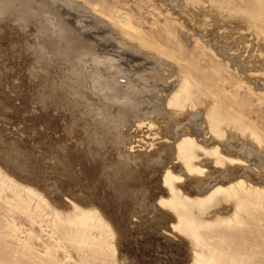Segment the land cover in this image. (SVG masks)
<instances>
[{
	"label": "bare ground",
	"instance_id": "6f19581e",
	"mask_svg": "<svg viewBox=\"0 0 264 264\" xmlns=\"http://www.w3.org/2000/svg\"><path fill=\"white\" fill-rule=\"evenodd\" d=\"M95 1L99 2L98 0ZM110 3L112 4V2ZM247 5L244 4V8L247 6L250 17L256 21L255 23L260 21L261 24L264 18V0H250ZM104 7H106V3ZM104 7L100 6L96 9L97 12L103 20L108 21V25L115 27L116 30L113 32L119 38L129 39L132 42L130 47L133 50L136 51L138 47H142L145 50L149 48L163 55L169 53L165 49V44L159 41L160 34L158 40L151 38L152 33L150 30H145V27L142 28L141 24L132 20L134 18L132 16L135 14H130L132 15L130 16V11ZM120 7H122L121 4ZM154 7L156 8V6ZM155 10L161 12V8ZM140 13L142 12H138L139 15ZM88 15L87 17H89ZM160 15L163 16L162 13ZM140 17L142 19V16ZM171 20L170 23H173ZM248 23L249 21L246 23L249 26ZM158 26H161V24ZM84 29L86 30V28ZM189 31L191 32L190 29ZM172 33H174L173 30ZM115 42L117 43V41ZM112 44H109L111 48L113 47ZM126 45L128 46V44ZM177 46L175 47L176 50ZM126 51L128 52V50ZM177 53H179L178 50ZM136 55L138 57V54ZM149 56L151 55L149 54ZM202 59L196 60L199 62ZM169 60H172V58ZM152 61L149 63H152ZM181 62L183 63V61ZM200 64L202 63L200 62ZM205 64L207 63L205 62ZM192 66V63L179 64V72L176 75L173 74L175 76V79L173 78L174 82L170 83V80H168L169 83H159L160 85L158 84L156 87L150 86L148 88V90H152L153 103H144L143 107H146L147 111H145L146 114L140 112V116L145 117L148 116V113H154L159 118L160 124H155L152 119L148 120L147 118L148 121L141 119L131 134L116 138L115 147L116 151L120 153L118 156L123 159L122 163L126 159L128 162L133 161L135 163L133 166L137 165L141 174L139 178L137 177L139 173L137 170L135 171L137 172V180L135 179L137 182L129 178L130 173H128L130 174L129 177L126 173L125 177H119L118 179L114 177L115 175L110 174V177L107 176L108 174L104 175L103 167L105 165L103 166V164L106 162L104 158L99 160L97 156L86 155L87 152L83 154L76 151L77 145L73 139H69L68 135L65 134L63 126L55 130L53 134L55 137H51L54 141L48 142L58 146V160L63 164L64 162L67 163L69 166H67V171L70 178L56 191L53 190L56 184L53 188L50 187V181L46 182L47 177L32 178L27 173L24 174L19 171V167L17 171L20 173H13L14 170L11 171L13 166L9 165L4 158H0V163L7 166L0 164V217L2 216L4 220H0V264H57L59 256L55 253L57 243L61 240H70L76 251L80 253V263L78 262V264H123V262L129 261V259L132 260L135 257L133 248H138V253L140 252L139 255L143 259L144 251H142V248L144 245H142L143 242H137V245V236L144 243L148 240L151 245L156 244L158 247L161 241L175 248L180 254L186 252L180 264H264V178H261V174H264V168L262 173L253 168L254 158H261L260 153L257 154L258 156L256 155L257 157L254 156V153H257V147L253 143L261 144L264 142V131L258 130L256 125L258 119L255 121L253 113H256L255 110L260 109L262 106L257 109L256 106L259 105L257 104L255 110L254 108L248 109L249 103H246L248 106L244 103L245 99L243 101L241 94L235 89L234 82L232 84L227 80L228 78L211 76L206 65H204L205 67L195 65L194 68ZM148 68L146 71L150 69ZM152 68L154 70V67ZM217 68L216 70L219 69ZM132 70L134 71V68ZM172 73L169 75H172ZM165 76L168 75L165 74ZM223 76H226V74ZM229 79L231 78L229 77ZM135 80V82L138 81ZM148 80L150 81V79ZM97 88L99 89V87ZM139 88L141 87L139 86ZM133 90L131 91L133 92ZM142 95L141 97H143ZM136 103V107L140 105L138 102ZM121 105H124L123 102ZM63 108H65V105ZM137 108L140 109L141 106ZM262 110L264 109L261 108L258 113ZM40 112L33 113V118L37 126L35 134L42 139L46 132L44 129L59 126V115L49 109L46 112ZM263 117L258 118L263 119ZM75 122L77 123V119ZM106 125H103V127ZM107 128L106 130H108ZM69 130L71 131V129ZM94 132L96 133V131ZM102 141L104 140L102 139ZM104 155L106 156V154ZM58 160L57 163H59ZM118 167L120 168V166ZM108 170L109 168L105 169L109 172ZM19 211L27 217L31 225L34 222L39 224L42 231L44 225L51 226L50 240L43 239L32 228L25 230V232L20 230V225L14 222V213ZM5 227L6 229H4ZM147 228L149 229V234L148 232L147 234L151 237L145 239L143 235L146 233ZM130 230L134 231L133 236L137 239L134 247H132V242L129 240ZM23 232L25 236H17ZM35 238L41 241L39 246L43 247L42 250L34 242ZM51 240L56 242L53 247H51ZM97 259H99L98 263H96Z\"/></svg>",
	"mask_w": 264,
	"mask_h": 264
},
{
	"label": "rangeland",
	"instance_id": "374dc122",
	"mask_svg": "<svg viewBox=\"0 0 264 264\" xmlns=\"http://www.w3.org/2000/svg\"><path fill=\"white\" fill-rule=\"evenodd\" d=\"M98 1L99 2L95 0H0V158H4L9 165L13 166V168L11 167V171L14 170L13 173L17 172L18 174L19 171H22L24 174L27 173L32 178L47 177L48 180L46 182L50 181V187L53 188L56 184L53 188L54 191L61 188L64 182L70 178V174L67 171L69 166L67 163L64 162L63 164V162L58 160V146L48 142L54 141L51 137H55L53 135L55 130H58L60 127L62 128L63 126L65 134L68 135L69 139H73L77 145L76 151L83 154L87 152L86 155L97 156L99 160H103L104 158L106 161L103 164V166L105 165L103 167L104 175L108 174L107 176L109 177L115 175L114 177L118 179L119 177H125L130 173L131 175L128 174L127 177L130 175L129 178L131 180H137V177L140 178L141 175L138 171L137 165L133 166L135 163L133 161L128 162L126 159L125 162L122 163L123 159L118 156L120 153L116 151L115 147L116 138L118 136L124 137V135L131 134L135 129L134 127L141 119H146V121L152 119L155 124H160L159 118H157L154 113H148V116L145 117L140 116L141 113L146 114L145 111H147V109H145L146 107H143V105L153 103V97H151L152 90L150 91L148 88L150 86L156 87L159 83L174 82L173 78L175 79V76L173 74L176 75L177 72H179V64L192 63L194 67L195 65L198 67L199 65L203 67L206 65V67H208L207 71L211 76L223 77L225 79L228 78L227 80H229L230 83L234 82V84H232L235 85V89L241 94L243 101L244 99L245 101L247 100L246 102L244 101V103H249L248 109L251 110L254 108L255 110L257 104H259L256 106L257 109L261 106V108L264 109V18L262 19L263 22L260 24V21L259 23H255L256 21L250 17L248 8H246L248 6L247 3H249L250 0ZM110 2H112V4ZM105 3L106 7H104ZM120 4L124 8L120 7ZM244 4L247 5L245 8ZM100 6H103L104 8L110 7L111 9H122L127 12L130 11L129 15L135 14L134 16L130 15L136 18H132V20L141 24L142 28L145 27V30H150L152 33L151 38L158 40V35L160 34L159 41H161L162 44H165V49L169 53L163 55L149 48H146L145 50L142 47H138L136 51L133 50L130 47L132 42L129 39L119 38V36L113 32L116 30L115 27L108 25V21L103 20L102 16L96 10ZM154 6L158 9L161 8V12H159L160 10H155L156 8ZM133 9L136 11L134 12ZM149 10L152 11L149 12ZM95 11L97 12V16L95 15ZM140 11L142 13L139 15L138 12ZM159 13H162L163 16L161 17ZM163 13L165 15L166 13L168 14L165 16ZM87 14H89V17H87ZM208 15L210 17H207ZM64 16L66 17L64 18ZM140 16H142V19H140ZM201 16H204L205 18H202ZM70 17L72 18L70 19ZM170 20L173 23H170ZM247 21H249L248 24L250 27L246 24ZM152 22L154 23L152 24ZM159 23L161 26H158L160 25ZM151 24L152 26H150ZM172 24L174 25L172 26ZM86 26L91 27L88 28ZM174 27L175 31L178 33L174 31ZM84 28H86V30ZM158 28L160 31H158ZM188 28L194 33L192 34ZM172 30L178 41L175 38L174 33H172ZM178 36L181 37L178 38ZM180 39L183 41H180ZM109 41L111 42L109 43ZM115 41H117L118 44ZM109 44H112L113 47L111 48ZM126 44H128V46ZM176 46L179 53H177V50L175 49ZM123 48L124 50H122ZM188 49H190L189 52ZM126 50H128V52ZM131 52L133 53V56ZM192 53L195 55L197 54L195 59V55L193 56ZM136 54H138V57H136ZM149 54L151 56H149ZM189 55L193 57L191 58ZM133 57L134 60L132 59ZM157 57L161 58L158 59ZM171 58L172 60H169ZM181 58L184 60H179ZM199 58L203 61L201 60L198 62V60H200ZM212 59L215 61L213 62ZM151 61L152 63H149ZM181 61H183V63ZM204 61L207 64H205ZM200 62L202 64H200ZM136 64H140L141 66ZM143 64L147 66H144ZM170 64L173 65L171 66ZM151 65L154 67V70ZM146 67L149 69L148 71H146ZM216 67L219 69L217 68L218 70H216ZM133 68L134 71L132 70ZM171 72H173L172 75L174 77L169 75ZM165 74L168 76H165ZM222 74H226V76L228 75L232 81L228 76L226 77ZM131 75L134 76L132 77ZM135 79L139 82H135ZM148 79H150V81ZM168 80L170 81L168 82ZM143 83L144 85L142 86ZM155 83L157 84L155 85ZM139 86L141 88H139ZM97 87H99V89ZM131 90H133V92ZM141 94H143V97H141ZM129 96H132V98ZM80 101L83 102L80 103ZM139 101L142 102L139 103ZM122 102L124 105H121ZM136 102L140 104V109L137 108L139 106L136 107ZM64 105L65 108H63ZM250 105L252 106L250 107ZM87 106L89 107L87 108ZM119 106L122 108H119ZM48 109L55 112L56 115H59V126L56 125V127L54 126L49 129H44L46 134L44 133V137L40 139V137L35 134L37 126L35 119L33 118V113L40 111V113H43ZM260 109L255 110L256 113H253V118L255 121L258 119L256 121L257 128L259 131L263 132L264 110L258 113ZM84 113L86 114L83 115ZM258 117H263V119H259ZM76 119L77 123L75 122ZM103 125L106 126L103 127ZM106 128L111 130L108 131ZM69 129H71V131ZM113 137L115 138L113 139ZM102 139L104 141H102ZM253 145H256L257 147V153L253 152L254 156L258 153L261 155V158L258 157L259 159L254 158L255 164H253V168L262 173L264 168V142L261 144H256V142H254ZM104 154H106V156ZM57 160L59 163H57ZM0 164L3 165V163ZM124 164L126 165L124 166ZM3 166L7 167L6 165ZM118 166H120V168ZM17 168L19 171H17ZM108 168L109 172L105 171V169ZM120 170H122V172H120ZM136 170L139 174L135 172ZM128 171H131L133 174ZM261 178H264V174H261ZM0 218V220L4 221L2 216ZM14 222L20 225V230L25 232V230L32 228V230L39 233L43 239L50 240L51 226L48 227L44 225V230L42 231L39 224L34 222V224L31 225L27 217L20 211L14 213ZM148 227L150 229L149 224ZM4 229H6V227ZM149 229L147 228V230H145L146 233L143 235V237L145 236V239L151 237L148 236ZM24 232L19 233L17 236H25ZM133 234L134 231L130 230L129 240L132 242V247L136 245L135 241L137 239L136 243L143 242V259L139 255L140 252L138 253V248H133L135 257L132 258V260L129 259V261L123 262V264H180L186 255V252H183L185 254H180L175 248L161 241L159 242L158 247L156 244V247L155 245H151L148 240L144 243V241H141V238L137 236L136 239ZM34 242L38 248L42 250L43 247L39 246L41 241L35 238ZM51 242V247H53L56 242L53 240H51ZM57 244V250L55 253L59 256L57 264L80 263V253L76 251L75 246L70 240H61ZM69 254L71 255L70 257ZM98 262L99 259L96 260V263Z\"/></svg>",
	"mask_w": 264,
	"mask_h": 264
}]
</instances>
